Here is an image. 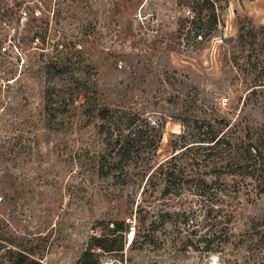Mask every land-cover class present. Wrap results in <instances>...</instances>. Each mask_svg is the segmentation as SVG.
Instances as JSON below:
<instances>
[{"label": "rangeland", "instance_id": "rangeland-1", "mask_svg": "<svg viewBox=\"0 0 264 264\" xmlns=\"http://www.w3.org/2000/svg\"><path fill=\"white\" fill-rule=\"evenodd\" d=\"M200 22L214 27L190 42ZM251 26L264 0H0V264L16 260L8 247L40 264L88 249L95 264H264V192L215 169L204 135H180L206 120L264 153V31ZM103 107L163 125L129 177L100 172ZM190 158L191 173L228 184L219 202L163 192L159 164ZM209 207L230 221L223 252L200 241Z\"/></svg>", "mask_w": 264, "mask_h": 264}, {"label": "trees", "instance_id": "trees-1", "mask_svg": "<svg viewBox=\"0 0 264 264\" xmlns=\"http://www.w3.org/2000/svg\"><path fill=\"white\" fill-rule=\"evenodd\" d=\"M200 24L201 26L196 25L198 32H195V35L191 34L192 30L190 28L186 31L187 36H190L188 37L190 42L192 39H196V36L204 38L214 27L212 23L206 25L200 22ZM186 25L187 23H183V30L186 29ZM206 29H208V32H205ZM249 31L250 36L258 39V34L264 31V26H261L260 29L251 26ZM180 32V34L184 33L181 30ZM240 36L244 37L245 35L241 34ZM254 57L257 60L255 62L256 68L264 73V59L258 55ZM258 85L261 87L264 86V83ZM98 118L100 120L98 131L103 136L105 145V152L100 158V172L102 175L107 176L114 172H123L126 177H129L132 168L140 167L139 164H142V162L151 160V157L147 156L150 154L148 150L151 147L149 146L150 142L153 145V154L158 150L159 142L163 136V125L159 121H151L135 111L111 107L101 108ZM184 125V133L180 134L182 138L185 137L186 132L187 134L197 132L204 135L200 140L207 143L203 147V150H205L204 156L213 159L217 155L213 163L215 169H219L227 175L248 177L250 180L246 181L252 185L254 190L261 189V192H264V153L258 147L244 142H234L229 135L225 134L222 128L214 127L211 122L206 120H189ZM179 145L181 152L188 150L190 147L187 143ZM190 161L191 163L185 160L187 165H181V163L171 159L159 164L156 168V174L163 181V192L172 194L178 193L179 190H190L200 196L208 197V199L209 197H215V201L219 202L222 199L220 195H225L228 191L226 181L216 180L210 182L198 174L191 173L192 169L190 170L188 167L194 168L200 166V164L196 160L192 162V158H190ZM167 213V215H171L170 212ZM208 217L210 219L209 226L201 234L202 238L200 240L204 243L203 249L208 252H223L230 237V221L224 220V210L218 207H209ZM113 224L117 231L122 233L126 231V224L123 221H116ZM149 236V234L146 235V237ZM190 245H193L192 242ZM8 253L16 257V260L11 264H40L33 257L32 252L24 249L8 247ZM76 264H95L92 261L91 249H88Z\"/></svg>", "mask_w": 264, "mask_h": 264}, {"label": "built area", "instance_id": "built-area-1", "mask_svg": "<svg viewBox=\"0 0 264 264\" xmlns=\"http://www.w3.org/2000/svg\"><path fill=\"white\" fill-rule=\"evenodd\" d=\"M37 39H39V38H37Z\"/></svg>", "mask_w": 264, "mask_h": 264}]
</instances>
